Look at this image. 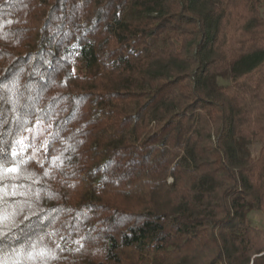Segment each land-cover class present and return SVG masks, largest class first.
<instances>
[{"label": "trees", "instance_id": "obj_1", "mask_svg": "<svg viewBox=\"0 0 264 264\" xmlns=\"http://www.w3.org/2000/svg\"><path fill=\"white\" fill-rule=\"evenodd\" d=\"M262 1L0 0V166L24 193L2 254L40 236L55 258L25 264H264L244 216L264 213Z\"/></svg>", "mask_w": 264, "mask_h": 264}, {"label": "snow or ice", "instance_id": "obj_2", "mask_svg": "<svg viewBox=\"0 0 264 264\" xmlns=\"http://www.w3.org/2000/svg\"><path fill=\"white\" fill-rule=\"evenodd\" d=\"M14 87L15 82L12 83L11 87L4 85L0 88V98H3L5 93L12 91ZM0 122H3L2 113H0ZM2 136L3 134L0 133V161H5L8 158V153L7 145L3 141ZM27 147H30V145H25L23 141L18 142L11 153L14 160L18 163H28L29 161H19V152ZM19 171L20 169L16 163L12 167L7 168L0 166V264H25V261L31 262L37 259L55 258L52 255L51 249H48L43 244V238L40 236H37L35 239L25 238L26 242L22 247L12 248L6 256L2 254L5 244L10 245L12 241L21 239L20 232L22 229L16 223V217L20 214L15 206L17 201L10 199V197L14 198L18 195H24V193L17 191L19 186L16 184L11 185V192L7 191L8 181L14 178L12 174H18ZM47 174L45 172V175ZM32 215H36V213H32ZM30 218V216H25L24 220H30Z\"/></svg>", "mask_w": 264, "mask_h": 264}, {"label": "rangeland", "instance_id": "obj_3", "mask_svg": "<svg viewBox=\"0 0 264 264\" xmlns=\"http://www.w3.org/2000/svg\"><path fill=\"white\" fill-rule=\"evenodd\" d=\"M134 3H137L139 9H147L150 8L151 2L150 0H132ZM259 15L264 16V0L259 5ZM137 18V14L131 11H128L124 19L129 21H134ZM210 85L215 88L217 86L226 85L230 81L229 73H225L222 75H217L209 78L207 80ZM260 143L259 142H241L237 145V150L240 156L251 155L255 157L259 150ZM170 177L167 179V182H170ZM244 216L250 221V223L258 228H264V213L260 210L247 209L244 212ZM172 249V246H167L164 248L165 254Z\"/></svg>", "mask_w": 264, "mask_h": 264}]
</instances>
